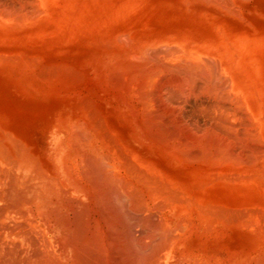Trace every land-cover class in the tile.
Wrapping results in <instances>:
<instances>
[{"label":"bare ground","instance_id":"1","mask_svg":"<svg viewBox=\"0 0 264 264\" xmlns=\"http://www.w3.org/2000/svg\"><path fill=\"white\" fill-rule=\"evenodd\" d=\"M0 264H264V0H0Z\"/></svg>","mask_w":264,"mask_h":264}]
</instances>
